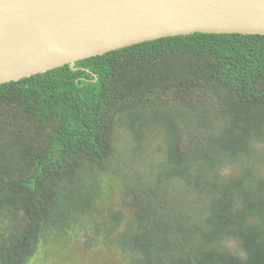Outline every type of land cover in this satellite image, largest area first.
<instances>
[{
	"label": "trees",
	"instance_id": "16d2710c",
	"mask_svg": "<svg viewBox=\"0 0 264 264\" xmlns=\"http://www.w3.org/2000/svg\"><path fill=\"white\" fill-rule=\"evenodd\" d=\"M74 66L0 84V264H32L52 236L125 264H264V35Z\"/></svg>",
	"mask_w": 264,
	"mask_h": 264
},
{
	"label": "water",
	"instance_id": "95a60500",
	"mask_svg": "<svg viewBox=\"0 0 264 264\" xmlns=\"http://www.w3.org/2000/svg\"><path fill=\"white\" fill-rule=\"evenodd\" d=\"M197 32L264 35V0H0V84Z\"/></svg>",
	"mask_w": 264,
	"mask_h": 264
},
{
	"label": "rangeland",
	"instance_id": "374dc122",
	"mask_svg": "<svg viewBox=\"0 0 264 264\" xmlns=\"http://www.w3.org/2000/svg\"><path fill=\"white\" fill-rule=\"evenodd\" d=\"M171 111L176 110L175 106H171ZM166 110L162 109L161 112ZM153 112H156L153 110ZM212 118V117H211ZM175 133L172 128L166 127L164 129L163 139L167 140L169 144ZM4 213H11L9 208L4 207ZM0 225H3L0 222ZM10 225V220L7 226ZM49 244L44 240L38 245V249L35 253V257H32L30 261L32 264H125L124 261L119 259L118 251L108 249L106 247L96 248H77L75 243L72 242L63 248L62 244H56L53 247V236L49 239Z\"/></svg>",
	"mask_w": 264,
	"mask_h": 264
},
{
	"label": "flooded vegetation",
	"instance_id": "af4514ba",
	"mask_svg": "<svg viewBox=\"0 0 264 264\" xmlns=\"http://www.w3.org/2000/svg\"><path fill=\"white\" fill-rule=\"evenodd\" d=\"M235 248H238V245L235 244Z\"/></svg>",
	"mask_w": 264,
	"mask_h": 264
}]
</instances>
